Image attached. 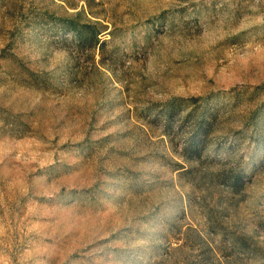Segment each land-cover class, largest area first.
<instances>
[{
    "label": "rangeland",
    "instance_id": "obj_1",
    "mask_svg": "<svg viewBox=\"0 0 264 264\" xmlns=\"http://www.w3.org/2000/svg\"><path fill=\"white\" fill-rule=\"evenodd\" d=\"M0 264H264V0H0Z\"/></svg>",
    "mask_w": 264,
    "mask_h": 264
},
{
    "label": "trees",
    "instance_id": "obj_2",
    "mask_svg": "<svg viewBox=\"0 0 264 264\" xmlns=\"http://www.w3.org/2000/svg\"><path fill=\"white\" fill-rule=\"evenodd\" d=\"M72 27V26H71ZM73 27H74V29L76 28V26H74L73 25ZM77 32H78V34L79 35H81L80 34V32L82 31V30H76ZM82 33H84L83 31H82ZM86 41H88L89 43H94V42H97V40H96V35L94 34V35H91L90 37H88V39H85V41H84V39H83V42H86ZM171 111H173V110H171ZM197 121H198V127H201V125L202 124H204L205 122H206V116L203 114V115H201V116H197Z\"/></svg>",
    "mask_w": 264,
    "mask_h": 264
}]
</instances>
